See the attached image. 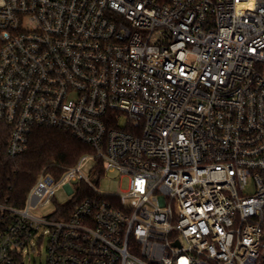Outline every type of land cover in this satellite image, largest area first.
Masks as SVG:
<instances>
[{
	"label": "built area",
	"instance_id": "built-area-1",
	"mask_svg": "<svg viewBox=\"0 0 264 264\" xmlns=\"http://www.w3.org/2000/svg\"><path fill=\"white\" fill-rule=\"evenodd\" d=\"M0 122L93 150L0 203V264H264V0H0Z\"/></svg>",
	"mask_w": 264,
	"mask_h": 264
},
{
	"label": "trees",
	"instance_id": "trees-1",
	"mask_svg": "<svg viewBox=\"0 0 264 264\" xmlns=\"http://www.w3.org/2000/svg\"><path fill=\"white\" fill-rule=\"evenodd\" d=\"M8 138L9 127L0 122V203L18 208L24 207L28 192L42 170L58 176L78 163L82 156L93 153L90 146L60 128H35L29 137L27 151L16 157L7 154ZM88 196L92 193L85 189L60 215L68 216Z\"/></svg>",
	"mask_w": 264,
	"mask_h": 264
},
{
	"label": "rangeland",
	"instance_id": "rangeland-1",
	"mask_svg": "<svg viewBox=\"0 0 264 264\" xmlns=\"http://www.w3.org/2000/svg\"><path fill=\"white\" fill-rule=\"evenodd\" d=\"M126 116L121 115L120 124H126ZM90 164L85 168V171L88 173L90 168H92L95 163H99V161H90ZM97 191L102 195H110V194H123L129 189V178L121 177L118 173H109V174H101L98 182L95 184ZM56 200L58 205H64L71 200V196H68L67 193L60 189L56 194ZM56 204H49L44 207H40L35 211V214L38 216H46L53 213L56 210ZM41 245V247L38 246ZM35 249H31L30 252L25 253L24 263L25 264H46V245L47 241L42 240L41 242L36 239Z\"/></svg>",
	"mask_w": 264,
	"mask_h": 264
}]
</instances>
